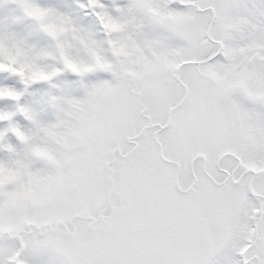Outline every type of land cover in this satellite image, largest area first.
Here are the masks:
<instances>
[{"label": "snow or ice", "instance_id": "1", "mask_svg": "<svg viewBox=\"0 0 264 264\" xmlns=\"http://www.w3.org/2000/svg\"><path fill=\"white\" fill-rule=\"evenodd\" d=\"M0 264H264V0H0Z\"/></svg>", "mask_w": 264, "mask_h": 264}]
</instances>
